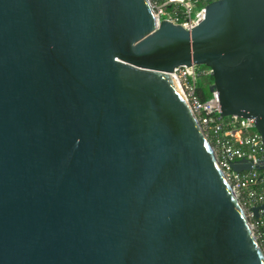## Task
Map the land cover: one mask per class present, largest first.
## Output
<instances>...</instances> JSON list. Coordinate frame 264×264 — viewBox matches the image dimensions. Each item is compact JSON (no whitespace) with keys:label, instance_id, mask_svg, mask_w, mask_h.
<instances>
[{"label":"water","instance_id":"1","mask_svg":"<svg viewBox=\"0 0 264 264\" xmlns=\"http://www.w3.org/2000/svg\"><path fill=\"white\" fill-rule=\"evenodd\" d=\"M194 65L264 145V0L191 31L147 0H0V264H264L164 75Z\"/></svg>","mask_w":264,"mask_h":264},{"label":"built area","instance_id":"2","mask_svg":"<svg viewBox=\"0 0 264 264\" xmlns=\"http://www.w3.org/2000/svg\"><path fill=\"white\" fill-rule=\"evenodd\" d=\"M157 27L163 22L180 26L187 31L197 27L205 18L206 6L217 0H147ZM201 66L179 67L174 70L189 110L197 119L209 141L218 165L247 218L264 257V209L256 217L253 208L264 204V145L252 119L236 115L221 116L216 91L202 101L197 96L198 79L210 76ZM249 162L251 169L237 172L232 164Z\"/></svg>","mask_w":264,"mask_h":264},{"label":"trees","instance_id":"3","mask_svg":"<svg viewBox=\"0 0 264 264\" xmlns=\"http://www.w3.org/2000/svg\"><path fill=\"white\" fill-rule=\"evenodd\" d=\"M203 69H207L205 67H203ZM202 78H207L208 79V83L207 85H199L198 83V90H197V96L200 100L204 101L206 99H208L210 93H209V86L212 84V78L210 76H201Z\"/></svg>","mask_w":264,"mask_h":264},{"label":"bare ground","instance_id":"4","mask_svg":"<svg viewBox=\"0 0 264 264\" xmlns=\"http://www.w3.org/2000/svg\"><path fill=\"white\" fill-rule=\"evenodd\" d=\"M166 79L171 83V85L174 87V89L177 91L178 94L183 96V90L182 87L177 79V77L174 74H164Z\"/></svg>","mask_w":264,"mask_h":264},{"label":"rangeland","instance_id":"5","mask_svg":"<svg viewBox=\"0 0 264 264\" xmlns=\"http://www.w3.org/2000/svg\"><path fill=\"white\" fill-rule=\"evenodd\" d=\"M203 67L201 66V67H199V70L200 69H202ZM198 83H199V85L201 86V85H207V83H208V79L207 78H202V77H199V79H198Z\"/></svg>","mask_w":264,"mask_h":264}]
</instances>
